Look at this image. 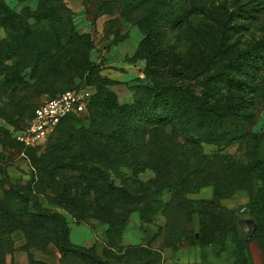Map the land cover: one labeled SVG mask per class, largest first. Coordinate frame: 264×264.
I'll return each mask as SVG.
<instances>
[{"label":"rangeland","instance_id":"obj_1","mask_svg":"<svg viewBox=\"0 0 264 264\" xmlns=\"http://www.w3.org/2000/svg\"><path fill=\"white\" fill-rule=\"evenodd\" d=\"M2 1L10 13L25 15L22 31L28 39L19 53L30 54L35 63L29 62L31 58L28 57L17 64L21 67L17 80H0V205L45 216L61 215L67 229L62 237L64 244L75 249L70 255L60 253V228L42 239L41 244H31L17 230L5 237L9 249L6 256L22 251L29 262L41 255V260L47 264H86L82 256L89 257L90 264H177L175 253L192 246L197 249L202 264H233L228 243L225 241V247L220 243L225 236H230L229 229L236 228L240 237L249 239L251 264H264V243L252 238L259 229L257 219L262 217L259 224L264 228V208L260 204H263L264 191H259L260 183L256 177L236 176L237 187L219 194L221 197H218L213 181L206 179L205 185L189 194V202H183L166 214L156 210L151 220L146 221L141 220L137 208H144L154 199L166 200L169 196L158 195L151 182L155 176L151 168L137 175L123 168L128 175L127 188L132 194L141 196L128 198L126 205L123 201L114 209L118 213L125 211L121 216H127L125 227L117 235L107 231L106 214L98 207L95 213L90 210L91 194L81 193L77 187L69 191H65V187L61 189L67 196L85 195L84 203L79 207L82 209L75 208L78 217L71 213V208L56 202L55 196H60L57 189L64 177L76 173L71 169L57 175L53 173V180L59 178L60 183L55 187L53 184L48 186V158L56 155V148L70 135L69 132H108L109 117L103 114V109L88 106V102L84 113L65 119L44 142L30 149H24L18 142L17 131L28 124L34 109L44 100L67 90L87 88L92 102L99 89L113 93L118 104L132 101L138 85L148 84L144 75L146 60L138 50L144 34L136 23L145 7L132 10L138 0H52L65 10L62 18L55 16L47 20L37 17L39 0ZM195 4L204 15L192 18L176 31L170 27L162 28L160 39H156L155 47H150L147 54H157L164 60L169 56L178 62L187 57L191 60L197 56L207 57L218 30V66L235 55H243L237 67L227 70L230 76L246 82L251 80V75L260 72L253 130L261 133L259 153L264 157V0H195ZM212 10L217 14L216 22L212 20ZM12 27L0 23V52L7 49L15 55L16 51L11 48L17 46L20 34ZM161 39L164 47L158 45ZM14 55L6 62L12 68L18 54ZM88 62L96 65L94 74L85 68ZM190 83L196 84L195 81ZM225 88L219 96H210V102L219 101L220 106H225L228 101L245 97ZM106 100L112 98L107 96ZM166 133L169 134V130ZM218 149L211 144L202 146L207 156L220 155L218 161L221 164L225 163L226 154L245 160V152L238 141L221 152ZM193 151L190 149V154ZM59 160L67 162L68 158L60 157ZM215 174L218 180H225L220 172ZM119 182L121 179H117V184ZM126 208H132V211L126 213Z\"/></svg>","mask_w":264,"mask_h":264},{"label":"trees","instance_id":"obj_2","mask_svg":"<svg viewBox=\"0 0 264 264\" xmlns=\"http://www.w3.org/2000/svg\"><path fill=\"white\" fill-rule=\"evenodd\" d=\"M142 6L145 8L136 23L144 35L138 50L146 60L144 75L148 84H139L132 101L123 104L117 103L113 93L99 89L93 97V102L92 98L90 99L88 106L103 109V114L111 121L109 131L69 132L70 135L56 148V155L49 157L46 162L48 186L53 184L55 187L60 183L59 178L55 177L56 180H53V173L57 175L65 169L74 170L76 173L64 177L61 187L57 189L60 196H55L56 202L69 210L71 208V213L78 217L79 212H76L75 208L81 207L85 195L67 196L61 189L65 187V191H69L77 187L81 193L91 194L93 202L88 203L89 208L95 213L98 207L106 214V222L109 225L107 231L111 235L120 233L127 223V216H121L125 211L118 213L114 210L120 205L118 203L124 201L126 205L128 198L138 199L141 196L132 194L127 188L128 175L123 168L131 171L133 175L151 168L155 174L151 182L157 188L158 195L169 196L166 200L154 199L144 208H137L141 220L146 221L151 220L156 210L166 214L176 206L183 205V202H189V194L205 185L206 179L213 181L217 195L237 187L234 180L236 176L241 175L256 177L260 183L259 191H264V157L259 153L261 133L253 130L256 121L254 100L260 89V72L251 75V80L246 82L231 77L227 70L237 67L243 55H235L218 66V30L214 33V46L207 57L197 56L192 60L187 57L178 62L169 56L168 60H164L157 54H147L150 47H155L156 39H160L162 28L170 27V30L176 31L192 18H201L204 13L200 6L195 4V0H138L132 10ZM37 8V17L47 20L55 16L62 18L65 10L52 0H39ZM10 12L9 7L0 0V23L5 26L12 25L20 34L17 46L11 48L18 54L14 60V68L6 64L14 54H10L7 49L3 53L0 52V80L6 82L19 78L16 76L20 71L17 64L25 62L28 57L31 58L29 62L33 61V65L35 63L30 54L23 56L19 53L28 39L27 34L22 31L25 15ZM213 13L212 10L211 18L216 22L217 14ZM158 42L161 47L165 46L162 39ZM175 47L174 43L173 48ZM85 68L94 74L93 68H96V65L88 62ZM243 74L246 75V72ZM191 81L196 84H191ZM224 87L225 90L238 92L245 97H238L234 102L228 101L225 106H220L219 101L210 102L209 97L219 96ZM107 96L112 100H106ZM74 116L76 115L65 117L60 124ZM166 130L170 133L167 134ZM237 141L245 152V160L234 159L230 154H226L225 163L221 164L218 161L220 155L207 156L202 150L204 144H211L217 146L221 152ZM190 149L194 150L193 154H190ZM60 157L68 158V161L62 162ZM204 162L206 164H203ZM39 163L40 161L38 165ZM216 172L225 177L223 182L218 180ZM117 179H121L119 184ZM261 201L263 204H260L264 208V200ZM71 202L73 204H70ZM130 210L132 211V208H126V213ZM261 219H257L259 229L252 238L264 243V228L259 224ZM57 228H60L58 249L63 256L70 255L75 249L67 248L64 244L62 237L67 229L65 219L61 215L45 216L39 212H29L27 209L10 210L0 205V264H7V235L19 230L31 244H41L42 239L51 236V232L54 233ZM237 231L236 228L229 229L227 233L230 236H225L220 244L225 247V241L228 243L227 248L230 250L233 264H251L249 239L240 237ZM82 259L84 263L90 264L89 257L82 256ZM29 264L47 263L32 259Z\"/></svg>","mask_w":264,"mask_h":264},{"label":"built area","instance_id":"obj_3","mask_svg":"<svg viewBox=\"0 0 264 264\" xmlns=\"http://www.w3.org/2000/svg\"><path fill=\"white\" fill-rule=\"evenodd\" d=\"M91 93L87 88L64 91L37 106L28 124L17 131L16 138L24 149L35 148L55 132L67 116L86 110Z\"/></svg>","mask_w":264,"mask_h":264},{"label":"crops","instance_id":"obj_4","mask_svg":"<svg viewBox=\"0 0 264 264\" xmlns=\"http://www.w3.org/2000/svg\"><path fill=\"white\" fill-rule=\"evenodd\" d=\"M20 241L23 242L22 240ZM19 245H22V243ZM198 254L199 253L196 248L192 246L185 247V248L179 249L175 253L174 259L177 261V264H202L201 259ZM34 259L41 260V255L36 258L34 257ZM5 261L7 264H29L27 254L22 251L17 252V253L15 252L13 253V255L6 256ZM252 264H257V263L254 262Z\"/></svg>","mask_w":264,"mask_h":264}]
</instances>
